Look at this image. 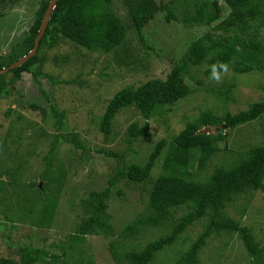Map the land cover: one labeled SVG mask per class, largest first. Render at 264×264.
Returning <instances> with one entry per match:
<instances>
[{"label":"trees","instance_id":"trees-1","mask_svg":"<svg viewBox=\"0 0 264 264\" xmlns=\"http://www.w3.org/2000/svg\"><path fill=\"white\" fill-rule=\"evenodd\" d=\"M7 1L12 5L19 0L1 2L5 6ZM49 1L40 0L28 31L10 46L6 54L0 55V70L33 49ZM116 5L122 9L127 23L117 15ZM223 8H227L228 13L221 18ZM162 12L166 13L168 23L178 21L187 28L215 25L211 31L191 42L165 80L151 79L136 88L126 86L109 99L98 123V130L105 140L112 134L114 119L123 109L134 108L145 122L143 125L133 122L127 127L123 140L125 149L118 153L112 150L104 153L107 157L116 158L120 166L108 178L106 188L90 192L87 197L78 200L80 210L78 213L75 211L74 231L60 243V254L25 246L20 248L18 261L0 257V264H58L61 256L65 255L74 264H94L92 257L86 256V251H78L77 247L89 235L113 237L109 200L113 196L112 190L122 180L126 181L124 185L127 187L139 188V201L144 208L138 218L124 227L121 238L108 244L115 264H152L160 251L177 245L179 240L184 244L189 239L188 230L198 226L201 227L200 233L185 250L179 251L175 264H200V253L209 240L221 239L225 247L233 236L241 240L249 264H264L262 241H257L250 227L242 225L227 212L229 205L240 197L248 198L249 194L257 191L264 193V136L260 144L238 152L230 162L215 167L207 177L200 178L219 151L218 141L226 139L232 130L258 123L264 117V99L250 103L248 108L236 114L218 116L207 110L188 121L178 134L158 140L146 156L126 159L131 153L137 154L132 146L139 139L150 137L148 120L163 114L168 107L193 93L186 80L201 84L195 76L202 67L206 78H211L214 71H218L219 75L232 71L241 76L257 71L264 78V0H58L37 53L20 67L0 75V100L10 98L16 91L13 86L23 74H28L38 87L40 103L47 102L48 97L41 84L42 78H50L43 70L47 63L46 53L64 45L71 46L76 53L83 50L93 54H112L118 57L119 66H130L135 56L126 43L128 33L131 31L137 36L143 49L153 51V47L146 44L143 30L155 15ZM176 13H180V17ZM217 62H222L226 68L220 70ZM234 78L231 85L223 84L221 89L213 87L210 91L219 100L230 101L232 88L236 86ZM260 88L264 91V84ZM23 109L41 110L36 101ZM47 110L44 120L52 117L57 129L64 128L65 114L58 113L51 105ZM208 126L219 127V132L196 135L197 131ZM260 131L264 134V125ZM60 143L84 149L75 135H53L44 158L46 167L41 177L46 183L42 187L37 184L20 185L17 182L18 166L12 170H0V195H3L0 196V205L7 202L5 212L14 216H5V219L12 222L11 218L20 220L24 217L34 228H49L65 180L62 162L53 170L52 160ZM155 169L158 174H154ZM5 177L14 185L10 186L15 194L4 195L6 191L1 187V180ZM117 192L123 194L121 189ZM30 194L34 197L30 198ZM20 204L24 206L22 212L17 209ZM148 229H163L164 233L140 249L136 243L137 236ZM126 239L133 243L129 249L124 248ZM82 254H86L87 258L84 259ZM69 257L61 264L72 263Z\"/></svg>","mask_w":264,"mask_h":264},{"label":"rangeland","instance_id":"rangeland-1","mask_svg":"<svg viewBox=\"0 0 264 264\" xmlns=\"http://www.w3.org/2000/svg\"><path fill=\"white\" fill-rule=\"evenodd\" d=\"M1 1L0 55H3L28 31L36 16L40 0H19L12 5L7 1L5 6ZM115 11L124 23H127L119 5L115 6ZM227 13L228 9L223 8L221 18ZM176 15L180 17V13ZM165 17V12L158 13L143 30L146 44L153 47V51L143 49L137 36L131 31L128 33L126 43L135 56L130 66H119L118 57L112 54H93L83 50L76 53L71 46L64 45L56 51L46 53L47 63L43 70L50 78H42L41 84L48 97L47 102L40 103L38 87L32 83L28 74H23L22 79L13 86L16 91L10 98L0 100V170H12L18 166L20 171L17 182L20 185L40 184L42 187L46 183L41 175L46 167L44 158L53 135H75L84 147L77 149L72 145L60 143L52 160L54 171L57 169L56 165L62 162L65 180L49 228H34L24 217L20 220L11 218L10 222L9 219H5V216L10 217L9 215L14 217L13 213L5 212L8 203L0 205V257L18 261L20 248L25 246L42 248L50 254H60V243L74 231L72 223L77 220L76 212L80 210L78 200L87 197L90 192H100L106 188L108 178L120 166L116 158L107 157L104 153L110 150L118 153L125 149L123 140L127 127L133 122L139 125L145 122L134 108L123 109L116 115L112 124V134L105 140L98 130V123L109 99L126 86L136 88L151 79L165 80L191 42L211 31L215 25L187 28L178 21L168 23ZM203 70L202 67L195 76L201 80L200 85L194 80H186L193 90L188 98L148 120L150 137L139 139L132 146L137 154H129L127 160L130 156L137 158L146 156L158 140L178 134L188 121L196 119L207 110L218 116H224L226 113L236 114L248 108L250 103L264 99V91L260 88L264 84V78L257 71L244 76L227 71L220 75L222 82L216 83L211 78H206ZM233 77L236 86L232 88V99L219 100L210 90L213 87L221 89L223 84L231 85L234 82L231 80ZM57 79L59 82H55ZM34 101L42 112L23 109ZM49 105L58 113L65 114L64 128L57 129L52 117L44 120L43 115L48 111ZM263 125L264 117L258 123L253 122L249 126L232 130L226 139L218 141L219 151L207 164V170L200 178L207 177L215 167L230 162L238 152L245 151L251 145L260 144L264 136L260 131ZM216 131L219 132V129ZM158 173L159 171L155 169L154 174ZM124 182L126 181L122 180L116 185L109 200L113 237L89 235L85 237V242L77 247L78 251H86L85 255L92 257L94 264H115L110 256L108 244L121 238L128 222L138 218L143 211L144 205L139 201L141 195L139 188L132 185L127 187ZM1 183V187L6 191L4 195L14 193L10 186L13 184L7 177L1 180ZM118 189H121L122 195L117 192ZM32 197L34 196L30 194V198ZM18 206V211L22 212L23 204ZM227 212L242 225L250 227L256 240L262 241L264 247V193L257 191L249 194L248 198L240 197L234 204L229 205ZM200 230L199 226L189 229L187 232L189 239L184 244L179 240L177 245L160 251L152 264H175L179 251L185 250ZM163 231V229L142 231L137 236L136 243L141 249L155 237L163 234ZM222 241L218 238L209 240L200 253V264H249L247 252L239 237L233 236L225 247ZM124 242L125 249L133 245L129 239ZM85 255L84 259L87 258ZM66 256H61V259L66 260L69 257ZM62 260H59L58 264H61ZM69 261L72 262L69 264H74L70 257Z\"/></svg>","mask_w":264,"mask_h":264},{"label":"water","instance_id":"water-1","mask_svg":"<svg viewBox=\"0 0 264 264\" xmlns=\"http://www.w3.org/2000/svg\"><path fill=\"white\" fill-rule=\"evenodd\" d=\"M58 0H50L48 7L43 15L39 30H38V34L36 36L35 42H34V47L33 49L25 56H23L21 59H19L18 61L14 62L13 64L9 65L6 68H3L0 70V75L7 73L8 71L18 68L21 65H23L27 60H29L32 56H34L37 51H38V47H39V42L41 40V38L43 37L45 30L48 26L49 20H50V16L52 13V10L54 9L56 3ZM216 130V128L212 127V126H208V127H204L203 129L199 130L196 132V135L199 134H212L214 133ZM39 187H41V185L39 184Z\"/></svg>","mask_w":264,"mask_h":264},{"label":"clouds","instance_id":"clouds-1","mask_svg":"<svg viewBox=\"0 0 264 264\" xmlns=\"http://www.w3.org/2000/svg\"><path fill=\"white\" fill-rule=\"evenodd\" d=\"M217 64L220 66V70H224L226 68V65H224L222 62H217ZM214 69L216 68V65L213 66ZM211 79L216 82V83H221L222 80L220 78L219 72L218 71H214L212 74ZM215 128V127H214ZM219 127H216V130H218ZM215 130V131H216Z\"/></svg>","mask_w":264,"mask_h":264}]
</instances>
